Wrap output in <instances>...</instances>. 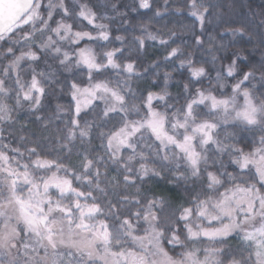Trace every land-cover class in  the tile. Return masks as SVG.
<instances>
[{
	"label": "snow or ice",
	"instance_id": "6c2138e0",
	"mask_svg": "<svg viewBox=\"0 0 264 264\" xmlns=\"http://www.w3.org/2000/svg\"><path fill=\"white\" fill-rule=\"evenodd\" d=\"M182 7L190 47L200 50L211 5L183 0ZM139 9L151 11L150 0H139ZM104 19L82 0H0V122L27 107L47 127L52 117L38 113L49 90L59 85L70 97L53 112L64 125L54 156L38 143L0 146V264H264V96L248 86L256 76L244 70L247 57H218L225 45L209 37L213 67L228 61L213 80L208 61L144 27L136 50L151 40L166 54L150 66L152 85L137 91L133 82L147 76L136 60L124 62L125 38L112 46ZM229 34L235 40L245 31ZM162 65L187 74L175 101L171 73L161 86ZM244 133H253L250 141ZM94 135L99 149L91 148ZM77 140L88 146L77 154L79 168L67 162ZM160 180L190 198L174 209L165 195L143 194ZM231 238L240 242L235 251L226 247Z\"/></svg>",
	"mask_w": 264,
	"mask_h": 264
},
{
	"label": "trees",
	"instance_id": "16d2710c",
	"mask_svg": "<svg viewBox=\"0 0 264 264\" xmlns=\"http://www.w3.org/2000/svg\"><path fill=\"white\" fill-rule=\"evenodd\" d=\"M101 1L103 5H105L104 7L110 10V14L107 19L98 22L105 23L109 26L112 46L121 47V41H117L115 37H124V62H128L129 58L136 60L140 73L147 76L146 79L133 82L134 90L139 91L147 89L152 85L156 70L150 69V66L155 62H162L163 56L166 54L163 47L159 45L158 42H153L151 40L146 41L145 49L141 51L136 50L133 43L135 37L140 35L144 27H147L148 31L158 34L164 39L171 38L170 43L174 41L172 47L181 45L186 49L185 55L188 54V51H191L194 60L208 61L206 68L210 71L213 80L216 76V71L214 69L218 70L228 63L227 60L221 61L217 59L213 67L212 57L208 54L210 48L208 40L209 37H215L214 43L216 48H220L221 44L225 45V49H221L216 53L218 57L231 56L232 53H239L247 57V60L244 61L247 67L244 70H252L255 72L256 76L248 86L253 90L258 100L259 97L264 96V82L260 80V62L262 58H264V48L261 47V43L264 42V27H262V21H264V0H204V3L211 5V8L209 20L206 21L205 24L206 32L202 37L205 44L200 50L190 47V45L194 44L190 23L191 18L188 17L186 7H182L183 0H169L167 6L164 0H150L152 4L151 11L139 9V0ZM82 2L89 3L90 6L94 5L91 0H82ZM67 3L71 4L72 0H67ZM113 4H115L116 9L120 13L119 15L117 11L113 10ZM158 8L164 13L162 17H155V11ZM177 8H181L180 13L177 12ZM234 28H242L245 31V36L243 38L237 37L234 40L229 34L230 29ZM196 31L199 33V26H197ZM222 33L225 34V38L223 39H221ZM2 62L6 63L7 61ZM40 67L45 68L46 65L41 64ZM176 67H179L178 61ZM145 69H150V73H145ZM29 70H27V74ZM165 72L171 73L172 78L168 83V91L170 93V98L175 101L177 98L184 95V84L187 82V74L184 73L182 75L178 71H173L172 66L164 67L162 65L159 69L161 86L163 84L162 78ZM63 75L66 76L68 74L63 73ZM232 82L234 83L235 81L233 80ZM199 86L200 85H196V87ZM203 86L205 88L212 86L208 78L204 79ZM153 90L159 91L158 88H154ZM194 90L195 89H193V91ZM226 90L230 93V86ZM52 91H55L56 94L52 95ZM12 95L14 97L15 94L13 93ZM69 99L70 97L67 96V94L61 93L59 85H54L53 89L49 90V95L44 101V107L38 113V115L44 118L52 117V123L47 127L37 121L35 116L30 114V110L27 107L18 109L13 114V121L11 123L6 124L0 122V146H2L3 143H8L13 147H21L23 150L25 145L32 146L38 143L44 146L46 152L54 156L56 151L59 150L55 147V143L57 138L61 135L57 130V126H59V129L63 130L64 125L62 121L53 117V112L58 103L66 106ZM11 103L14 104L15 100L13 99ZM181 103H183L182 100ZM240 135V133H237V138H239ZM252 135L253 133L243 134L249 141ZM86 147L88 146L81 145L79 140H77L72 149V155L67 157V162L71 166L79 168L80 161L77 154L83 152ZM99 147L100 141L98 137L94 135L91 148L99 149ZM245 150L248 149L246 148ZM92 155L95 157L97 153L93 152ZM112 175H114V173L110 172L109 176L111 177ZM156 179L158 180V178ZM128 191L133 195L136 193L135 188L129 189ZM142 191L143 194L148 196L152 194L165 195L172 202V207L174 209H179L180 205L186 203L190 198L188 194L184 192L183 187L174 188L173 185L162 180L158 183L144 185ZM226 247H230L234 251L239 248L234 238L229 240Z\"/></svg>",
	"mask_w": 264,
	"mask_h": 264
},
{
	"label": "rangeland",
	"instance_id": "374dc122",
	"mask_svg": "<svg viewBox=\"0 0 264 264\" xmlns=\"http://www.w3.org/2000/svg\"><path fill=\"white\" fill-rule=\"evenodd\" d=\"M94 5L96 6L97 10L99 11V14L102 15V16H106L108 17L109 14H110V10L107 9L106 7H104L105 5H103L102 1L101 0H91ZM7 63V62H6ZM29 70V69H28ZM30 72H31V69L28 71V76L30 78ZM24 73H22L23 75ZM234 241L236 243V245L240 246V242L234 238Z\"/></svg>",
	"mask_w": 264,
	"mask_h": 264
}]
</instances>
